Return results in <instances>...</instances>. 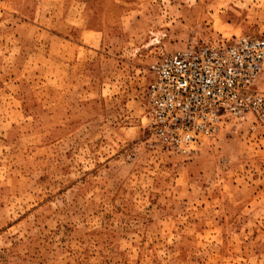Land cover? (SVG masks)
<instances>
[{
    "label": "rangeland",
    "instance_id": "rangeland-1",
    "mask_svg": "<svg viewBox=\"0 0 264 264\" xmlns=\"http://www.w3.org/2000/svg\"><path fill=\"white\" fill-rule=\"evenodd\" d=\"M5 3L0 264H264V131L182 155L145 128L158 61L264 38V0Z\"/></svg>",
    "mask_w": 264,
    "mask_h": 264
},
{
    "label": "built area",
    "instance_id": "built-area-1",
    "mask_svg": "<svg viewBox=\"0 0 264 264\" xmlns=\"http://www.w3.org/2000/svg\"><path fill=\"white\" fill-rule=\"evenodd\" d=\"M0 0V18L5 11ZM147 90L145 128L173 154H197L239 126L264 131V38L193 43L164 55Z\"/></svg>",
    "mask_w": 264,
    "mask_h": 264
},
{
    "label": "crops",
    "instance_id": "crops-1",
    "mask_svg": "<svg viewBox=\"0 0 264 264\" xmlns=\"http://www.w3.org/2000/svg\"><path fill=\"white\" fill-rule=\"evenodd\" d=\"M90 23H97V21L95 19H89L87 21H85V26L83 28H80V30L78 31V35L75 39V41L78 43V45L82 48H86L87 50L90 48V42L88 39V33L90 29H92V26L90 27ZM98 26L94 27L93 30H99V28H97ZM74 31H77V28H72ZM93 43V40H91ZM95 44H97V40L94 42ZM20 100L19 97H16V102H18ZM248 208V206H246Z\"/></svg>",
    "mask_w": 264,
    "mask_h": 264
}]
</instances>
